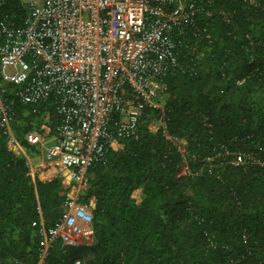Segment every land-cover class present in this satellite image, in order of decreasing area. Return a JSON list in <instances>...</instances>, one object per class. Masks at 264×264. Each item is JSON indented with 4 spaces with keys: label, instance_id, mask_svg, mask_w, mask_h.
Masks as SVG:
<instances>
[{
    "label": "trees",
    "instance_id": "16d2710c",
    "mask_svg": "<svg viewBox=\"0 0 264 264\" xmlns=\"http://www.w3.org/2000/svg\"><path fill=\"white\" fill-rule=\"evenodd\" d=\"M196 4L195 22L178 35L164 113L146 109L140 136L88 169L82 202L96 199L94 242L60 238L46 264H264V0ZM7 14L22 24L28 11L8 0L0 18ZM2 80L17 135L33 153L25 135L42 115ZM162 114L166 127L154 124ZM176 139L186 142L191 172H182ZM67 195L60 177L33 176L0 127V264H38L42 222H58Z\"/></svg>",
    "mask_w": 264,
    "mask_h": 264
},
{
    "label": "built area",
    "instance_id": "2783aa9c",
    "mask_svg": "<svg viewBox=\"0 0 264 264\" xmlns=\"http://www.w3.org/2000/svg\"><path fill=\"white\" fill-rule=\"evenodd\" d=\"M7 2L0 0V7ZM21 2L28 11L22 24L8 14L0 18L2 84L15 85L20 102L42 115L25 135L35 148L25 155L33 176L60 177L68 188L63 216L51 227L42 222L38 264H46L60 238L65 244L94 242L96 199L82 202L88 169L140 136L146 109L164 113L167 76L179 66L184 42L178 35L195 22L199 7L196 0ZM52 108L58 116L54 126ZM14 121L12 105L0 91V127L10 149L21 155L27 148ZM154 124L166 127L164 114ZM183 168L191 172L189 165Z\"/></svg>",
    "mask_w": 264,
    "mask_h": 264
},
{
    "label": "rangeland",
    "instance_id": "374dc122",
    "mask_svg": "<svg viewBox=\"0 0 264 264\" xmlns=\"http://www.w3.org/2000/svg\"><path fill=\"white\" fill-rule=\"evenodd\" d=\"M177 143L180 145L182 151H184V158H185V163L184 164H187L189 162V158H188V154L186 153V147H185L186 142L184 140L177 139ZM182 172L183 173L185 172L184 168L182 169ZM87 230H89V229L87 228ZM84 240H86V239H84Z\"/></svg>",
    "mask_w": 264,
    "mask_h": 264
},
{
    "label": "crops",
    "instance_id": "0c3cea01",
    "mask_svg": "<svg viewBox=\"0 0 264 264\" xmlns=\"http://www.w3.org/2000/svg\"><path fill=\"white\" fill-rule=\"evenodd\" d=\"M25 150H26V149H25ZM21 154H22V153H21ZM23 155H27V156H29V155H31V153H30L29 151L26 150V152H25Z\"/></svg>",
    "mask_w": 264,
    "mask_h": 264
}]
</instances>
